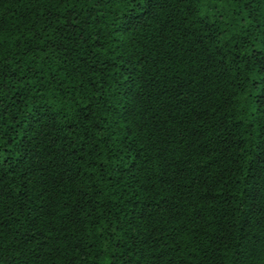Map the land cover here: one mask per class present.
Instances as JSON below:
<instances>
[{"label":"trees","instance_id":"1","mask_svg":"<svg viewBox=\"0 0 264 264\" xmlns=\"http://www.w3.org/2000/svg\"><path fill=\"white\" fill-rule=\"evenodd\" d=\"M0 264H264V0H0Z\"/></svg>","mask_w":264,"mask_h":264}]
</instances>
